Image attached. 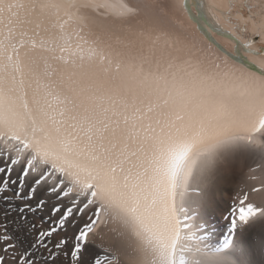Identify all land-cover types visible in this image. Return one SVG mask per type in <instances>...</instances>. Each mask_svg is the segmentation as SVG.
<instances>
[{"label":"snow or ice","instance_id":"obj_1","mask_svg":"<svg viewBox=\"0 0 264 264\" xmlns=\"http://www.w3.org/2000/svg\"><path fill=\"white\" fill-rule=\"evenodd\" d=\"M250 194L264 0H0V264H264Z\"/></svg>","mask_w":264,"mask_h":264},{"label":"bare ground","instance_id":"obj_2","mask_svg":"<svg viewBox=\"0 0 264 264\" xmlns=\"http://www.w3.org/2000/svg\"><path fill=\"white\" fill-rule=\"evenodd\" d=\"M246 190H247V188H245V191ZM237 191H239L238 188H236L235 186H230L223 193L224 206H227V204L232 202V200L236 197ZM241 195H242V193H241ZM250 200H252L256 203H261L262 201H264V195H262V194H250ZM206 227H208L209 230L216 237H219L225 233V235H226L225 239H226L230 235L228 227H227V222L221 220V218L219 216H213L211 218L210 225L206 226ZM216 234H218V236ZM214 236H213V238H214ZM223 241H221V242H223Z\"/></svg>","mask_w":264,"mask_h":264},{"label":"water","instance_id":"obj_3","mask_svg":"<svg viewBox=\"0 0 264 264\" xmlns=\"http://www.w3.org/2000/svg\"><path fill=\"white\" fill-rule=\"evenodd\" d=\"M226 235L225 233L219 237L214 236V239H218L219 242L223 241L225 239Z\"/></svg>","mask_w":264,"mask_h":264}]
</instances>
